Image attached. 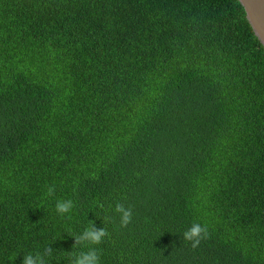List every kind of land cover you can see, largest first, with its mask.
<instances>
[{"label":"trees","instance_id":"16d2710c","mask_svg":"<svg viewBox=\"0 0 264 264\" xmlns=\"http://www.w3.org/2000/svg\"><path fill=\"white\" fill-rule=\"evenodd\" d=\"M91 221L102 264H264V46L239 0H0V264H69Z\"/></svg>","mask_w":264,"mask_h":264},{"label":"clouds","instance_id":"9594fccd","mask_svg":"<svg viewBox=\"0 0 264 264\" xmlns=\"http://www.w3.org/2000/svg\"><path fill=\"white\" fill-rule=\"evenodd\" d=\"M48 195L55 193V186H49ZM56 212L65 216L73 211L75 204L71 199H61L56 202ZM112 211L119 216V226L127 227L133 220V208L117 202ZM107 219V218H105ZM109 235L106 228H98L94 221L89 222L88 226L78 235L74 236V249H83L67 253L69 264H102L101 245ZM183 242L187 243L193 250L198 249L201 244L211 238L209 226L199 221H193L191 225L182 233ZM55 251L50 245L44 251L37 253H27L23 256L22 264H49V257Z\"/></svg>","mask_w":264,"mask_h":264},{"label":"water","instance_id":"95a60500","mask_svg":"<svg viewBox=\"0 0 264 264\" xmlns=\"http://www.w3.org/2000/svg\"><path fill=\"white\" fill-rule=\"evenodd\" d=\"M253 32L264 46V0H239Z\"/></svg>","mask_w":264,"mask_h":264}]
</instances>
